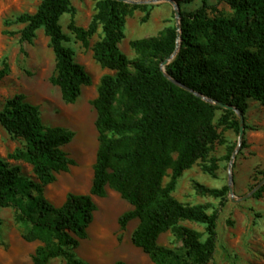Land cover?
I'll use <instances>...</instances> for the list:
<instances>
[{
    "label": "trees",
    "instance_id": "1",
    "mask_svg": "<svg viewBox=\"0 0 264 264\" xmlns=\"http://www.w3.org/2000/svg\"><path fill=\"white\" fill-rule=\"evenodd\" d=\"M224 1L233 10L231 15L209 16L208 9L215 7L208 0L192 14L181 11L180 49L166 70L198 93L232 105L245 115L250 100L264 105V0ZM146 7L98 0L92 21L83 27L76 23L71 0H41L34 13L19 14L8 22L23 24L21 38L28 42L44 29L56 60L51 82L60 87L67 103L77 101L92 77L66 44L70 39L60 25L65 13L71 14L69 28L85 47L102 27L103 36L94 46L95 58L102 67L115 71L103 76L92 102L100 143L91 190L69 193L61 206L51 202L44 189L58 172L68 171L75 163L64 149L75 132L46 125L40 107L23 94L9 98L0 109V124L25 141L11 157L29 163L35 175H24L19 165L0 156V207H15L16 221L24 226L23 238L41 242L33 264H48L59 257L66 264H91L78 258L73 249L88 236L97 210L94 196L105 197L108 188L133 206L120 217V224L125 227L129 221L139 220L132 241L150 256L152 264H208L214 257L218 212L208 213L202 204H185L173 190L183 173L206 159L220 139L217 111H223L221 123L237 133L240 120L234 110L205 101L162 72V61L176 50V25L168 26L159 37L132 41L141 54L136 60L121 50L128 15ZM8 73L7 65L0 68V80ZM167 176L171 180L165 184ZM197 190L224 200L229 187L197 184ZM263 192L264 184L252 196L260 198ZM183 221L204 224L206 236ZM166 232L176 238L175 246L159 243ZM114 264L129 263L119 260Z\"/></svg>",
    "mask_w": 264,
    "mask_h": 264
},
{
    "label": "rangeland",
    "instance_id": "2",
    "mask_svg": "<svg viewBox=\"0 0 264 264\" xmlns=\"http://www.w3.org/2000/svg\"><path fill=\"white\" fill-rule=\"evenodd\" d=\"M71 1L76 8V23L88 27L96 13L98 0ZM173 1L180 11L192 14L203 0ZM40 2L0 0V68L5 65L9 68V73L0 80V109L9 98L23 94L27 101L40 107L46 125L64 126L75 132L74 139L64 146L75 163L68 171L58 172L56 180L44 189L45 196L61 206L69 193L84 194L91 190L100 143L95 125L97 111L92 102L98 96L103 76L115 71L102 67L95 58L94 46L103 36L102 27L85 47L69 28L71 14L65 13L60 25L70 39L66 44L74 50L76 61L92 77V83L83 86L76 102H65L60 87L51 82L56 60L44 29H39L33 41L28 42L21 38L23 24L8 23L19 14L34 13ZM208 2L215 7L214 10L208 9L209 16L233 13L224 0ZM176 23L174 4L170 0L147 4L145 9L136 8L127 17L125 37L119 46L131 60H136L141 54L132 46V41L159 37L168 26ZM248 105L245 114L247 128L241 143L239 133L221 123L223 111L218 110L215 125L220 139L212 145L206 159H200L183 173L173 190V195L185 204H202L208 213L218 212L217 248L208 264H264V192L260 198L251 194L241 199L264 179V105L255 100H250ZM239 143L233 165L234 193L228 191L224 200L210 193H200L197 184L217 189L228 185L232 156L230 159L227 156L231 148H234L233 152L238 148ZM24 144L22 138L14 137L0 124V156L12 165H19L24 175L35 178L29 163L11 157ZM170 180L171 177L167 176L164 183ZM94 200L97 204L94 220L88 228L87 238L73 249L76 256L91 264H114L119 260L129 264H152L150 256L132 241L139 220L133 219L125 227L120 224V217L133 206L111 188L107 189L105 197L94 196ZM182 224L206 236L204 224L192 221H183ZM23 231L24 226L16 221V208L0 207V264H33V254L41 242L26 241ZM159 243L175 246L177 242L171 232H166L160 236ZM48 264L66 262L59 257Z\"/></svg>",
    "mask_w": 264,
    "mask_h": 264
},
{
    "label": "water",
    "instance_id": "3",
    "mask_svg": "<svg viewBox=\"0 0 264 264\" xmlns=\"http://www.w3.org/2000/svg\"><path fill=\"white\" fill-rule=\"evenodd\" d=\"M120 1H124L127 3H132V4H151V3H157L161 0H120ZM173 4H174V9H175V14H176V19H177V23H176V27H177V31H178V39H177V45H176V50L170 55L168 56L165 60L162 61L160 68L162 70V72L165 74L166 77H168L169 79H171L173 82H175L176 84L180 85L181 87L187 89L188 91L200 96L201 98H203L205 101L216 104L217 106L226 108V109H232L234 110L239 117L240 120V130H239V141L241 143V141L243 140L244 134H245V115L243 112H241L239 109H237L236 107L229 105V104H225L221 101H217L214 100L212 98L206 97L200 93H198L197 91H195L193 88L181 83L180 81L172 78L170 76V74L167 72L166 70V66L176 57L179 49H180V41H181V37H180V32H181V11L178 7V5L176 4V2H174L173 0H170ZM233 152L232 157H231V161H230V165H229V183H228V187H229V191L231 194L234 193V174H233V165L235 162V157L236 154L238 153L239 147ZM264 184V179L252 190V192H250L249 194L243 196L241 199H245L248 196H250L254 190H256L257 188H259L261 185Z\"/></svg>",
    "mask_w": 264,
    "mask_h": 264
}]
</instances>
